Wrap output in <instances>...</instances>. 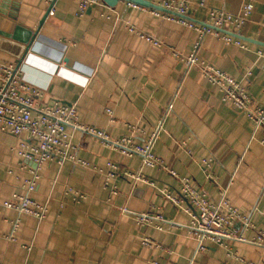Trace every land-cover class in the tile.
Wrapping results in <instances>:
<instances>
[{
  "label": "crops",
  "instance_id": "obj_1",
  "mask_svg": "<svg viewBox=\"0 0 264 264\" xmlns=\"http://www.w3.org/2000/svg\"><path fill=\"white\" fill-rule=\"evenodd\" d=\"M247 3L253 10L240 47L213 34L200 37L126 1L80 16L76 0H57L40 25L48 0H0V63L15 61L25 82L42 92V102L75 106L82 124L111 139L133 136L144 145L161 125L153 152L162 160L160 167H147L138 155L71 131L77 157L87 165L40 166L32 197L47 213L38 219L4 206L23 192L33 163L14 151L20 139L0 129V264H264V245L252 243L264 230V133L202 75L207 66L225 72L264 108V0H192L189 14L205 23L209 8L237 15ZM129 25L161 44L131 33ZM37 31L25 54L24 42ZM195 49L200 64L189 68L176 53L188 57ZM109 161L120 166L119 176H108ZM181 178L211 201L225 195L250 217L254 228L234 226L248 242L208 243L199 251L188 204L178 207L163 195L177 193ZM146 211L165 221L138 224L136 215Z\"/></svg>",
  "mask_w": 264,
  "mask_h": 264
},
{
  "label": "built area",
  "instance_id": "obj_2",
  "mask_svg": "<svg viewBox=\"0 0 264 264\" xmlns=\"http://www.w3.org/2000/svg\"><path fill=\"white\" fill-rule=\"evenodd\" d=\"M76 1L80 16L85 15L90 8L104 4L103 0ZM52 2L53 0H48L49 5ZM153 3L177 15L151 9L153 14L162 15L169 20L193 28L199 32L200 37L213 34L225 41L226 44L245 46L241 38V31L252 13V3H247L242 13L237 15L209 8L205 23H197L190 19L192 0H158ZM130 5L141 7L133 3ZM198 6L205 9L207 7L204 1H200ZM50 14H52V10ZM128 30L154 45L161 44L158 40L139 32L134 26L129 25ZM176 55L183 59L189 68L200 64L197 49L188 57H183L179 53ZM202 75L204 79L220 88L223 95L222 100L225 103L244 114L256 129H262L264 133V108L255 103L241 82L213 66L203 68ZM0 80L2 82L0 88V129L20 139L18 145L14 147V151L21 158L33 163V167L29 170L31 177L26 180L23 192L6 201L5 207L38 219L46 217V205L37 202L32 197V193L37 187V180L40 178L38 173L40 166L50 161L62 164L66 160L87 165L85 161L77 157V148L72 142L71 131L93 136L109 147L120 149L125 155H138L142 157L143 164L147 167L162 165L161 158L153 152L161 125L144 145L137 144L133 136L111 139L105 130L82 124L75 106L59 101L53 105L42 102V92L25 82L20 66L15 61L0 63ZM107 112L112 115L111 109H107ZM262 143L264 144V138ZM107 167L109 177L115 178L120 175L121 169L116 162L109 161ZM172 174L177 176L174 172ZM69 192L74 191L69 189ZM113 193L116 194V191ZM75 195V198L79 196L77 193ZM163 195L178 207H184L185 203L188 204L185 210L192 217L190 233L198 242L199 251H206L208 243L228 247L233 241L248 242L243 233L235 230L234 226L236 223H241L243 229L246 230L254 228V225L250 217L241 213L225 195L217 202L211 201L205 193L195 188L188 178L180 179V188L177 193L173 194L169 190H164ZM82 197L80 196V198ZM123 210L128 211L126 208ZM136 220L142 226L150 225L154 221H165L161 214H153L150 211L137 214ZM18 228L19 221L17 220L13 225L11 235L7 238L15 240L14 234ZM144 243L150 245L148 239H145ZM252 243L264 245V230L256 232ZM240 262H244L243 259H240Z\"/></svg>",
  "mask_w": 264,
  "mask_h": 264
},
{
  "label": "water",
  "instance_id": "obj_3",
  "mask_svg": "<svg viewBox=\"0 0 264 264\" xmlns=\"http://www.w3.org/2000/svg\"><path fill=\"white\" fill-rule=\"evenodd\" d=\"M56 1L57 0H53V2L49 5V7H48V9L46 11V14H45L43 20L41 21L40 25H42L43 22L46 20V18L49 16L52 8L54 7V4L56 3ZM103 1L109 7H115V6H117V4L119 2L126 1V2H129V3H133V4H136L138 6L144 7V8L155 9V10H158V11H161V12H164V13H171V14L177 15L174 12L167 11L162 6H159V5L154 4L150 0H103ZM37 34H38V31L35 34L32 33L31 36H30V39L24 42V44H25V49H24L25 54L31 49V47L33 45V42H34V40L37 37Z\"/></svg>",
  "mask_w": 264,
  "mask_h": 264
}]
</instances>
